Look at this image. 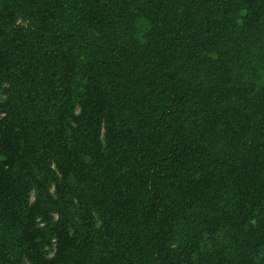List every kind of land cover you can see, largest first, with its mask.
Wrapping results in <instances>:
<instances>
[{
  "label": "trees",
  "instance_id": "obj_1",
  "mask_svg": "<svg viewBox=\"0 0 264 264\" xmlns=\"http://www.w3.org/2000/svg\"><path fill=\"white\" fill-rule=\"evenodd\" d=\"M0 264H264V0H0Z\"/></svg>",
  "mask_w": 264,
  "mask_h": 264
},
{
  "label": "rangeland",
  "instance_id": "obj_2",
  "mask_svg": "<svg viewBox=\"0 0 264 264\" xmlns=\"http://www.w3.org/2000/svg\"><path fill=\"white\" fill-rule=\"evenodd\" d=\"M51 255V254H50Z\"/></svg>",
  "mask_w": 264,
  "mask_h": 264
}]
</instances>
